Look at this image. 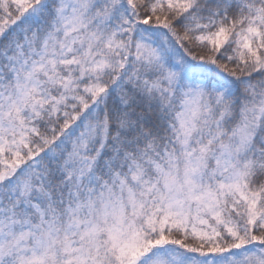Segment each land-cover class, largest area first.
Masks as SVG:
<instances>
[{
	"label": "snow or ice",
	"instance_id": "obj_1",
	"mask_svg": "<svg viewBox=\"0 0 264 264\" xmlns=\"http://www.w3.org/2000/svg\"><path fill=\"white\" fill-rule=\"evenodd\" d=\"M0 264H264V0H0Z\"/></svg>",
	"mask_w": 264,
	"mask_h": 264
}]
</instances>
